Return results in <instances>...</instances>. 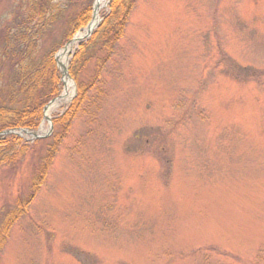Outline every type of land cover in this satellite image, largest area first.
Masks as SVG:
<instances>
[{"label":"rangeland","instance_id":"rangeland-1","mask_svg":"<svg viewBox=\"0 0 264 264\" xmlns=\"http://www.w3.org/2000/svg\"><path fill=\"white\" fill-rule=\"evenodd\" d=\"M13 1L0 0V19ZM66 29L42 45L65 67L92 35L66 55ZM64 80L70 99L51 124L77 95ZM98 89L0 264H264V0H136ZM43 115L42 138L22 134L19 162L0 166V223L31 193L53 132Z\"/></svg>","mask_w":264,"mask_h":264},{"label":"trees","instance_id":"trees-1","mask_svg":"<svg viewBox=\"0 0 264 264\" xmlns=\"http://www.w3.org/2000/svg\"><path fill=\"white\" fill-rule=\"evenodd\" d=\"M77 2L78 11L65 17V5ZM93 0H15L6 16L0 19V133L18 130L35 131L41 121L43 108L55 99L61 90L60 73L54 56L55 47L43 49V40L61 21L67 29L60 43L85 28L92 17ZM136 0H110L106 14L87 43H80L70 55L67 72L77 84V95L62 115L52 119L49 145L40 160L36 176L31 183V193L26 200L17 201L14 210L0 223V250L9 231L33 200L63 140L67 137L81 108L94 92L99 100L101 74L122 39L129 14ZM63 3V4H62ZM66 3V4H65ZM96 61L91 77L85 82L79 76L89 63ZM98 93V94H97ZM98 96V98H97ZM94 104V99H92ZM96 102V101H95ZM0 136V166L14 168L23 154L22 140L15 135ZM4 146V147H3ZM5 146L7 147L6 149Z\"/></svg>","mask_w":264,"mask_h":264},{"label":"bare ground","instance_id":"bare-ground-1","mask_svg":"<svg viewBox=\"0 0 264 264\" xmlns=\"http://www.w3.org/2000/svg\"><path fill=\"white\" fill-rule=\"evenodd\" d=\"M108 0H96L95 2V11H96V16L93 18V20L90 23V29L94 30L96 23L98 22L97 14L100 12V9L106 5ZM85 31H82L81 33H78L74 39V43L69 45L66 50H69L71 46L77 44L80 42V40L84 37ZM65 52V51H64ZM66 53V52H65ZM63 55V54H62ZM71 89L72 85L69 81L64 80V90L62 92V95L56 99L52 104H50L44 113L45 117H48L53 111H58L62 106L65 105L70 99L71 95Z\"/></svg>","mask_w":264,"mask_h":264},{"label":"water","instance_id":"water-1","mask_svg":"<svg viewBox=\"0 0 264 264\" xmlns=\"http://www.w3.org/2000/svg\"><path fill=\"white\" fill-rule=\"evenodd\" d=\"M95 16H96V11H95V4H94V5H93V8H92V20H93V18H94ZM92 20H91V21H92ZM90 23H91V22H90ZM90 23H89V24L86 26V28L84 29V31H85V35H84V37L80 40V42H81L83 39H87V38L92 34L93 30L90 29ZM97 25H98V22L96 23L95 28L97 27ZM95 28H94V29H95ZM76 35H77V34H76ZM76 35H75V36H76ZM75 36H74V37H75ZM74 37H73V39L67 44V46L64 47V49H63V50L66 52V53H65L66 55H68V54L70 53V51H71V48H70L69 50H66V48H67L69 45H71V44L74 43V41H75ZM71 47H72V46H71ZM59 57H60V55H56V56H55V62H56V64H57V66H60V67H61V76H62L61 82H62V84H63V83H64V78H65V79L68 78V74H67L66 67H65L64 65H60V63H59V61H58ZM66 59H67V58H66ZM59 97H60V96H59ZM59 97L53 99V100H52L47 106H45V107L43 108V113H45L46 108H47L50 104H52L54 101H56V99H58ZM43 117H44V119H46V121L48 122L49 133H50V132L52 131V124L50 123V120H49L48 118L45 117V115H43ZM32 133H33V132H30V131H28V130H19V131H17V132H13V131L2 132V133H0V136L14 134V135H16L17 137H21L22 134H28V135H32L34 139L42 138V137H40V136H38V135H35V134H32Z\"/></svg>","mask_w":264,"mask_h":264}]
</instances>
